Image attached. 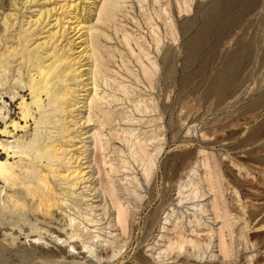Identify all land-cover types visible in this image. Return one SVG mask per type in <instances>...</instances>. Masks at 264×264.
<instances>
[{"label": "rangeland", "instance_id": "374dc122", "mask_svg": "<svg viewBox=\"0 0 264 264\" xmlns=\"http://www.w3.org/2000/svg\"><path fill=\"white\" fill-rule=\"evenodd\" d=\"M117 1L110 19L103 0H0L7 120L20 88L35 109V55L69 63L41 99L59 107L45 113L50 124L16 133L57 146L63 177L48 178L64 203L20 208L0 183L4 264H264V0ZM79 21L98 37L95 64ZM113 200L127 209L125 228ZM52 239L77 257L40 255Z\"/></svg>", "mask_w": 264, "mask_h": 264}, {"label": "bare ground", "instance_id": "6f19581e", "mask_svg": "<svg viewBox=\"0 0 264 264\" xmlns=\"http://www.w3.org/2000/svg\"><path fill=\"white\" fill-rule=\"evenodd\" d=\"M117 4H118L117 0H103V4H102V6L100 8V12H99L100 14L99 13L98 14L99 15L102 14L104 16L106 15V17L110 18L111 14H112V9H114L115 8L114 6H116ZM112 16H114V15H112ZM75 21H76V19H75ZM212 27L213 26L209 24V26L206 29V32L204 33V36L207 35V34H211V32L213 30ZM5 29H6V27H5ZM73 29L77 33H79V35L81 37H85L86 36V38L83 39V40H86V43H85L86 46H84L85 50H86V51L85 50L84 51L86 53L85 52L84 53H85V55L88 56V59H90V62H93V63L97 62V60H99V59L95 58L96 57L95 55H96V51H97V48H98V46H97L98 45V37H96V36L89 37V35H91V34H89L88 31L91 30V27L86 26L85 24L81 23V21H79V23H77V25ZM23 41H26V40H23ZM13 50L9 49L8 52L9 51L11 52ZM5 53L6 52L2 53V57L0 59V64H1L0 67L1 68L6 66V64H5L6 63V61H5L6 59L4 58ZM84 53H83V55H84ZM34 57H36L35 61H39V63H40L37 66L33 65L32 70H36V72H38L37 74L39 75V78L36 79L35 77L32 76V84L30 85V90H31V93L33 94L32 107H33V104H35L36 105L35 109L33 108L34 109L33 110L25 102V97H24L23 93H25L27 91V88H20V93H21L20 98L22 99L20 102H18L19 98H15L16 95L14 96L13 103L16 104L18 102L17 108L19 109V111H18V113L17 112H12L10 114L9 120H7V117L4 116V114L2 113V108L0 107V183H2L4 185L3 188H5V190H6V197H8V198L12 197L11 200L13 201L14 206H18V207L21 208L23 206L24 202H28L29 203V202H32V200H35V198H37L36 201H38V200L40 201V203L38 204V208L39 209H43L45 207V209L47 211L50 210V212H52L53 210H55V212H57L58 208H60L62 203H64V202L61 203L60 199L55 197V194H56V191H57L56 187H55L54 184H52L49 181V178H48V176L50 174H51V176L58 177V178L59 177H63L61 172H60V170H59V168H61L63 166V160L60 158V156H58L59 154L57 152L58 151V148H56L57 146L53 143L51 145L49 144L46 148L43 147V146L40 147V145L37 143L35 138L34 139L32 138V140H30L29 142L28 141L24 142L25 140L24 141L21 140L22 136H20L21 138L16 137V133H18L19 131H23L24 129H27L29 127V122L32 121V120L36 124H38L37 127L35 126V128H36L35 130L36 131H38V128L41 129L40 127L47 126V125L50 124V123L48 124L47 115L45 113L46 112L50 113V112H48L50 109H53V110L55 109L56 110V109H59V107L56 106L55 105L56 103L54 102V100L52 101V99H50V98H48V99H50L48 102H44L41 99L44 98V97L42 98L43 95L48 96V97H52V95L54 93L51 90L52 86H53V83L55 82V80L56 81L57 80L60 81V78L62 77V72H61V75H60V73H59L60 71L58 72L57 68L62 63L63 64L65 63L66 66L69 63L68 62L66 63V60H64L65 57L64 58L63 57L59 58L58 55L55 54V61H53V63H51L50 65L45 66L43 63H45L46 60H44L39 54L35 55ZM71 66L72 65H70V67ZM98 67H99V65H98ZM69 69H71V68H69ZM94 74L96 75L97 73L95 72ZM33 75H35V74H33ZM72 77H73V75H72ZM63 81H65V80H63ZM95 83H96V80H95ZM89 84H87V85H89ZM3 89L5 91V87ZM3 89L0 90V94H1V91H3ZM68 89H66L67 92H68ZM62 91L64 92V90H62ZM70 92H72V91H70ZM56 93H59V92H56ZM71 95H72V93H71ZM5 97H7V95H5L4 98ZM56 100H57V98H56ZM59 100L62 102V99H59ZM91 101H92V99H91ZM92 103H93V101H92ZM58 105H59V102H58ZM98 106L99 105L97 104L96 108ZM98 109H101V108L99 107ZM38 113L40 114V118L39 119H37L38 118L37 117ZM40 124H42V125L40 126ZM9 139H12V140H9ZM95 139H97V143L95 145V146H97L96 147L97 148L96 152H97V150H100L101 144H99V141H98L99 139L97 137ZM61 141H62V136H61ZM61 143H63V142H61ZM49 146L51 147V149L53 148L52 149V151H54L53 153L51 151H48L49 150ZM95 155L96 156H95V160L94 161H96V163L98 164V166L100 168L99 173L101 174V176H100L101 177V182H102L103 186H105L104 184L108 185L106 183L105 179H104V175H103L104 172L102 171L103 170L102 169V162H105V161H102L103 160V159H101L102 155H99V152L96 153ZM64 162H66V161H64ZM39 166H44V167H43V169H40ZM45 167L48 169L47 170L48 172L44 170ZM80 172L81 171H79V173ZM34 179H37L41 183L40 184H36V182L34 183V181H33ZM77 184H78V181L75 180L74 182L71 183V186L73 187V186H76ZM106 187L107 186H105V188ZM107 189L109 190V194L112 197L114 195L113 194L114 191H113L112 187L108 185ZM1 190H2V188H0V193H2ZM36 201H35V203H37ZM113 201L115 203V206H117L118 221L121 223L122 227L125 228L126 220L128 218L127 217L128 215L126 213L127 209H125L124 206H123L124 207L123 208L121 205H119L116 200H113ZM55 212H53L52 214L55 215ZM50 222H53V219L52 220L50 219ZM0 225L3 226V227H7L8 224H6V222L2 221V222H0ZM51 233H53V231ZM198 233H199V231H198ZM47 235H50V234H47ZM49 240L51 241V238ZM52 242H54V246H52L51 248L50 247L48 248V247H45V246L39 244L40 245L39 248H41V250H39L38 253H40V255H42L41 252L44 253L43 255H45V253H48V254H51V255H59L61 253H64V254H66L68 256H71V257H75V258L77 257V255L73 252V250L64 249V247L62 248L61 243L58 244V242L55 239H52ZM72 243H73V245H72ZM32 244L34 245V242H32ZM5 245H1L3 248H0V264H4V261H5V249H7ZM68 246H71V247L74 246V248H79V247H77V243H74V242H70ZM83 252H85V251H83L81 249H79V251H78V253H80V254L83 253ZM35 253H37V252H35ZM15 255H17V254H15Z\"/></svg>", "mask_w": 264, "mask_h": 264}]
</instances>
